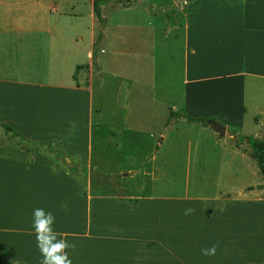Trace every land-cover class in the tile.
<instances>
[{
  "label": "crops",
  "instance_id": "obj_1",
  "mask_svg": "<svg viewBox=\"0 0 264 264\" xmlns=\"http://www.w3.org/2000/svg\"><path fill=\"white\" fill-rule=\"evenodd\" d=\"M114 1L108 13V0L98 6L102 26L92 0L88 13H0V123L28 141L0 144L2 258L40 264L32 213L43 208L55 216L54 231L76 244L68 250L72 264H264V186L246 189L261 175L229 141L264 139V0ZM132 8L154 24L117 13ZM155 25L168 28L163 52L179 50L177 77L169 58L156 74ZM109 58L123 113L93 103ZM169 110L216 121L224 135L181 117L165 124ZM251 120L258 132L246 127ZM152 126L156 141L139 158L140 132ZM46 140L59 142L65 162L85 166L86 178L77 182L50 156L26 150ZM113 153L146 163L145 190L92 191L90 169L111 174L97 162ZM217 243L214 256L201 255Z\"/></svg>",
  "mask_w": 264,
  "mask_h": 264
},
{
  "label": "rangeland",
  "instance_id": "obj_2",
  "mask_svg": "<svg viewBox=\"0 0 264 264\" xmlns=\"http://www.w3.org/2000/svg\"><path fill=\"white\" fill-rule=\"evenodd\" d=\"M120 0H115L113 4L118 6ZM111 0L106 2L104 11L107 12L108 7L111 5ZM148 8V7H147ZM146 8V9H147ZM136 8H132V10H123L117 13H125L124 15L127 16L124 20L132 21L135 25L143 26L142 24L145 21H150L154 24L153 19H136V15L132 13H140L135 10ZM142 9V8H139ZM89 12V0H0V13H88ZM157 13L154 14H161L159 13V9L154 11ZM166 12L170 15L169 11ZM108 13V12H107ZM158 25L160 26L163 24L159 17L154 18ZM168 21V20H167ZM170 23V21L168 22ZM156 26V25H155ZM154 31V46H155V67H156V74H162L164 70V65L167 62L168 58L172 60L173 64V72L172 76L177 77V61L179 60V50L177 48H173L171 52L173 53V57L168 55V52H163L164 44L162 42H169L170 36L168 33H165V30H168L166 26L163 25L161 28H157ZM128 50V49H124ZM112 50L107 49V53H105V58L110 56V52ZM139 52H144V50L138 49ZM152 51V50H151ZM150 51V52H151ZM127 55H132L134 50L124 51ZM124 57V55H122ZM165 57V58H163ZM166 60V61H165ZM106 62L103 65L104 76L102 79L103 90L98 88V85L95 84L94 86V99L93 103L97 107L107 108V111L116 112L117 109L121 113H123L120 109V105L126 106L125 99L122 98L123 93L117 91L116 89V80L114 77L111 76V72H113L114 62L111 63V58L105 60ZM104 94V96H103ZM133 99L130 98L129 101L131 102ZM141 102H146L145 98L139 99ZM117 102V103H116ZM142 108V106H141ZM156 112V111H155ZM157 114V113H156ZM250 124V125H249ZM253 121L251 120L249 123L246 124V127H253ZM152 127H147L142 129L140 132V139L142 143L140 144V150L137 151L139 158L147 152V149H151L153 144L156 141L155 131ZM251 132H258L254 128H251ZM148 134L151 136L149 137ZM0 135H4L2 129L0 128ZM248 136V135H247ZM97 135L93 133V154L92 159L97 160L98 155V142L96 139ZM16 139L7 140L8 144H12L15 142ZM150 144V145H149ZM114 151V150H113ZM110 160L105 163L97 162L98 165L106 164L109 169L104 170L105 173L111 172L108 176H103L99 174L97 170L90 169L88 180L91 186V189L95 193H109L116 196H121L124 194H139L142 190H145L147 187V165L146 163H142L139 165V162H123L116 160L115 153L110 155ZM119 162V163H118ZM254 179H261L259 178V174L255 172L253 175Z\"/></svg>",
  "mask_w": 264,
  "mask_h": 264
},
{
  "label": "trees",
  "instance_id": "obj_3",
  "mask_svg": "<svg viewBox=\"0 0 264 264\" xmlns=\"http://www.w3.org/2000/svg\"><path fill=\"white\" fill-rule=\"evenodd\" d=\"M102 1L103 0H92L93 13L99 20L101 26L103 25V20L102 17L100 16V10L98 6ZM173 117L174 118L181 117L186 122L199 123L203 125H207V121L209 120L207 118L192 116L186 113H178L169 110L165 119V124L170 122L171 118ZM0 128L2 129L4 134V135H0V144H7L16 147H21L23 144H26V142H28L8 125L0 123ZM12 139H16L15 142L12 144L10 143L8 144L7 142H5L7 140L10 141ZM229 141L236 147L240 148L251 159L254 160L261 175L262 181L260 183H258L255 186H248L246 189H253L254 187L256 188L263 187L264 186V139L254 137L252 135L244 136L237 134L234 138H229ZM26 150L50 156L55 163L64 166L65 169L74 177V179L77 182L86 178L87 176L85 166L83 165L77 166L76 164L65 162L64 158L67 155L61 149L58 141L46 140L40 142H31ZM123 201L135 202V199L127 198L124 199ZM4 254H5V250L0 247V264H13L2 258Z\"/></svg>",
  "mask_w": 264,
  "mask_h": 264
},
{
  "label": "clouds",
  "instance_id": "obj_4",
  "mask_svg": "<svg viewBox=\"0 0 264 264\" xmlns=\"http://www.w3.org/2000/svg\"><path fill=\"white\" fill-rule=\"evenodd\" d=\"M194 209L187 208L184 215H191ZM55 216L43 208H36L32 213V228L35 234L36 247L42 257L40 264H72L68 250L75 251L76 244H70L66 237L54 231ZM59 237V238H58ZM218 243L201 249V255L214 256Z\"/></svg>",
  "mask_w": 264,
  "mask_h": 264
},
{
  "label": "water",
  "instance_id": "obj_5",
  "mask_svg": "<svg viewBox=\"0 0 264 264\" xmlns=\"http://www.w3.org/2000/svg\"><path fill=\"white\" fill-rule=\"evenodd\" d=\"M185 0H178L177 3H181ZM207 125L209 126V128L215 132L218 136H223L224 135V126L221 125L220 123L216 122V121H212V120H208L207 121ZM65 160L67 161L68 158L66 157Z\"/></svg>",
  "mask_w": 264,
  "mask_h": 264
}]
</instances>
